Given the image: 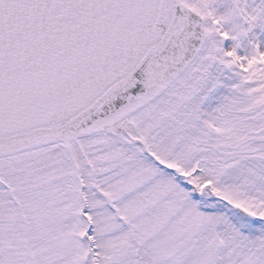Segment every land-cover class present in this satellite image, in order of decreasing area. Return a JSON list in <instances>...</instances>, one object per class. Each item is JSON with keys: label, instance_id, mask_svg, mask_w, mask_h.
Here are the masks:
<instances>
[{"label": "snow or ice", "instance_id": "obj_1", "mask_svg": "<svg viewBox=\"0 0 264 264\" xmlns=\"http://www.w3.org/2000/svg\"><path fill=\"white\" fill-rule=\"evenodd\" d=\"M0 264H264V0H0Z\"/></svg>", "mask_w": 264, "mask_h": 264}]
</instances>
